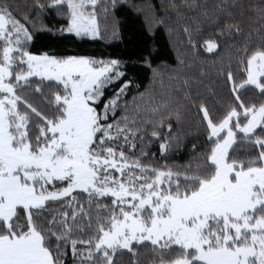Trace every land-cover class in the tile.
Segmentation results:
<instances>
[{
    "label": "snow or ice",
    "instance_id": "snow-or-ice-1",
    "mask_svg": "<svg viewBox=\"0 0 264 264\" xmlns=\"http://www.w3.org/2000/svg\"><path fill=\"white\" fill-rule=\"evenodd\" d=\"M0 264H264V0H0Z\"/></svg>",
    "mask_w": 264,
    "mask_h": 264
},
{
    "label": "trees",
    "instance_id": "trees-1",
    "mask_svg": "<svg viewBox=\"0 0 264 264\" xmlns=\"http://www.w3.org/2000/svg\"><path fill=\"white\" fill-rule=\"evenodd\" d=\"M23 2V0H21ZM48 23H51V19H48ZM157 50V62L168 63L175 65L176 63V52L169 45L167 37L161 31L157 34L155 44ZM72 48V42L63 39L58 36H52L49 33L35 32L34 42L32 46V51L34 53H39L41 51H64L70 50ZM139 48V37L135 32L126 30L124 33L123 42H116L112 45H107L102 41L89 42L87 47L84 49L91 54L98 57H120L127 59L130 56H134ZM209 54L204 53L203 56L207 57ZM223 55V53H222ZM218 59V58H217ZM206 70L211 71L212 60L207 59L202 61ZM190 148L191 145L189 144ZM188 149H184L183 152L179 153L175 159L184 160L187 158Z\"/></svg>",
    "mask_w": 264,
    "mask_h": 264
}]
</instances>
